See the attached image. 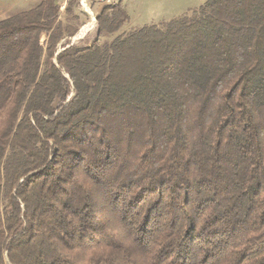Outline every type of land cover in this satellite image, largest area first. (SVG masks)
Wrapping results in <instances>:
<instances>
[{
    "label": "trees",
    "instance_id": "obj_1",
    "mask_svg": "<svg viewBox=\"0 0 264 264\" xmlns=\"http://www.w3.org/2000/svg\"><path fill=\"white\" fill-rule=\"evenodd\" d=\"M60 1L0 20V264H264V0Z\"/></svg>",
    "mask_w": 264,
    "mask_h": 264
},
{
    "label": "rangeland",
    "instance_id": "obj_2",
    "mask_svg": "<svg viewBox=\"0 0 264 264\" xmlns=\"http://www.w3.org/2000/svg\"><path fill=\"white\" fill-rule=\"evenodd\" d=\"M40 0H0V20L5 18L13 10L29 9ZM208 0H124L129 16L130 23L124 29L141 28L149 25H159L165 22L173 21L187 13L200 8ZM97 10L98 6L92 7ZM86 23H90L89 16L84 19L78 34L70 40L72 43H78L82 39L93 41L97 31L98 23L91 30L86 32ZM44 37L42 38V43ZM61 51V50H60ZM7 263L9 260L7 259Z\"/></svg>",
    "mask_w": 264,
    "mask_h": 264
},
{
    "label": "built area",
    "instance_id": "obj_3",
    "mask_svg": "<svg viewBox=\"0 0 264 264\" xmlns=\"http://www.w3.org/2000/svg\"><path fill=\"white\" fill-rule=\"evenodd\" d=\"M121 0H79V5L84 10L90 18L91 27L86 31L88 32L93 28V26L98 23L97 17L99 15V12L96 10H93V6L98 5L99 7H106L110 5H117ZM60 13L63 15L65 13V8L67 6V0H63L58 2ZM88 25V23H86Z\"/></svg>",
    "mask_w": 264,
    "mask_h": 264
},
{
    "label": "crops",
    "instance_id": "obj_4",
    "mask_svg": "<svg viewBox=\"0 0 264 264\" xmlns=\"http://www.w3.org/2000/svg\"><path fill=\"white\" fill-rule=\"evenodd\" d=\"M32 1H34V0H32ZM97 6H98V5H97ZM103 8H104V7H99V6H98L97 11L99 12V14H100L101 11L103 10Z\"/></svg>",
    "mask_w": 264,
    "mask_h": 264
},
{
    "label": "bare ground",
    "instance_id": "obj_5",
    "mask_svg": "<svg viewBox=\"0 0 264 264\" xmlns=\"http://www.w3.org/2000/svg\"><path fill=\"white\" fill-rule=\"evenodd\" d=\"M90 27H91V24L86 25V26L83 28V31H84L85 28H86L85 31H87Z\"/></svg>",
    "mask_w": 264,
    "mask_h": 264
}]
</instances>
